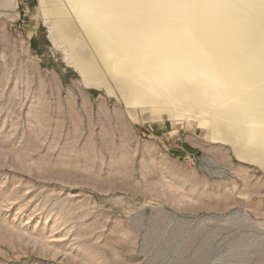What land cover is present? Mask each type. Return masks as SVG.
<instances>
[{
  "label": "rangeland",
  "instance_id": "1",
  "mask_svg": "<svg viewBox=\"0 0 264 264\" xmlns=\"http://www.w3.org/2000/svg\"><path fill=\"white\" fill-rule=\"evenodd\" d=\"M253 15L264 0H0V264H264V134L164 72L182 51L221 77L194 49Z\"/></svg>",
  "mask_w": 264,
  "mask_h": 264
},
{
  "label": "bare ground",
  "instance_id": "2",
  "mask_svg": "<svg viewBox=\"0 0 264 264\" xmlns=\"http://www.w3.org/2000/svg\"><path fill=\"white\" fill-rule=\"evenodd\" d=\"M57 8H55L56 10L53 13L58 17L63 12L61 8ZM96 17L97 15L93 13L84 15V19L90 24L89 34L98 40L105 56L108 59L116 56L120 63L132 61L133 59L125 50V52L122 51L119 54L114 53L116 55L112 53L110 46L112 45V42H110L112 39L108 31H105L108 28L106 26L111 25L113 18L106 19V23L104 22L102 27L101 24H96ZM108 22H110V25L107 24ZM247 23V34L243 35H233L232 27L225 28L227 37L230 38V46H226L220 41L215 43L208 51L194 49L197 52L198 59L200 58L210 65L217 66L223 72L224 75L221 77L216 74H210L200 64H185L182 60L185 57V52L182 51H180L182 53L180 54L181 57L176 58L177 54L173 58L170 57L164 72L173 71V75L176 78L194 80L200 83L208 81L209 83L211 82L210 84L219 87L220 96L233 100L238 110L249 117L248 134L244 140L248 144L257 145L259 144L257 135L264 134V15H253ZM52 32L55 38L58 37L62 41L68 37L64 25H61L60 22L58 24L55 23ZM234 46H237L239 51L233 53L231 49ZM176 47V38L169 34L165 37L164 46L161 49L164 56L169 57L170 50ZM136 63L137 65L143 64L140 59H137ZM138 100H140V96L135 95L133 103Z\"/></svg>",
  "mask_w": 264,
  "mask_h": 264
}]
</instances>
